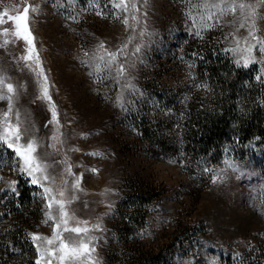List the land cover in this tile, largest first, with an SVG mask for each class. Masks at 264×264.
Segmentation results:
<instances>
[{"label":"rangeland","instance_id":"374dc122","mask_svg":"<svg viewBox=\"0 0 264 264\" xmlns=\"http://www.w3.org/2000/svg\"><path fill=\"white\" fill-rule=\"evenodd\" d=\"M28 2L40 9L31 26L59 127L52 122L49 101L40 98V78L20 59L26 55L22 41L0 48V76L17 89L14 112L19 110L22 131L28 130L25 140L34 138L39 145L38 154L55 177L53 189L74 194L77 198L70 211L90 227L100 225V231L90 233L96 238L99 264H111L113 250L121 248L117 216L129 181L159 186L163 191L145 227L138 230L136 242L148 248L169 247L170 264H264V175L258 164L241 161L230 150L214 163L189 156L182 148L161 149L144 133L148 121L158 118L156 130L178 138L177 122L165 119L170 113L159 101L162 91L171 90L185 102L200 89L194 73L199 47L205 49L214 40L235 64L232 52L227 51L235 47L233 33L243 38L248 31H237L231 14L220 17L218 23L207 22L215 25L211 28L194 25L186 15L191 8L187 0H140V23L135 30L123 25L124 14L107 0ZM97 2L105 18L96 15L98 9L93 5ZM251 2L257 5V34L264 39V3ZM23 3L0 0V11ZM192 15L201 13L193 9ZM77 41L88 49L85 58L79 54ZM101 43L109 51L127 45L119 58L125 74L118 81L115 69L111 73L103 70L95 58ZM254 55L259 63L245 69L258 76L264 68V54L257 51ZM181 82L185 87L179 93ZM7 107L8 102L0 100V113ZM69 165L75 175L66 173ZM0 168L2 187L9 193L17 195L19 175L37 190L43 210L41 220L29 232L30 239L32 234L51 237L52 222L45 223L48 209L42 189L20 172L18 160L13 164L5 160ZM80 175L83 191L73 193L71 185ZM12 182L16 192L10 191Z\"/></svg>","mask_w":264,"mask_h":264},{"label":"trees","instance_id":"16d2710c","mask_svg":"<svg viewBox=\"0 0 264 264\" xmlns=\"http://www.w3.org/2000/svg\"><path fill=\"white\" fill-rule=\"evenodd\" d=\"M199 51L194 73L200 89L185 102L167 89L159 97L170 113L165 119L178 124V138L171 132L161 135L156 130L158 118L148 121L145 136L161 149L182 148L189 156L214 163L230 150L241 161L257 163L264 175V82L253 71L235 66L214 40ZM179 87L180 93L185 82ZM5 160L17 161L11 150L0 147V166ZM17 182L15 195L0 180V264H36L29 232L41 220L42 203L27 179L19 175ZM124 188L116 227L121 248L113 250L111 264H170L169 247L148 248L136 242L138 230L145 227L163 191L136 181L125 183Z\"/></svg>","mask_w":264,"mask_h":264},{"label":"snow or ice","instance_id":"6c2138e0","mask_svg":"<svg viewBox=\"0 0 264 264\" xmlns=\"http://www.w3.org/2000/svg\"><path fill=\"white\" fill-rule=\"evenodd\" d=\"M143 2L147 3V0H143ZM261 2L264 3V0ZM107 3L124 14L122 23L126 28L135 30V24L140 23L138 18L140 0H107ZM187 3L191 5V8L186 12V15L192 19L194 25H199L201 28H211L215 25L207 22L218 23L220 17L227 14L233 15L237 21L236 30L246 29L248 36L241 38L233 33L235 47L227 51L232 52L237 67L247 68L251 64L259 63L254 53L258 51L264 54V39H261L257 34L259 31L256 27L258 14L255 3L251 0H187ZM93 6L98 9L96 15L105 18L99 3L97 2ZM193 9L200 12L201 15L193 16ZM39 11V6L29 3L28 0H24L21 7L12 6L0 11V48H7L10 44H17L20 41L26 45V55L21 56L20 59L40 78L38 81L41 91L40 98L49 101L52 122L59 127L58 113L55 104L51 101L48 77L36 49L35 36L31 26L33 17L39 14ZM130 20L134 23L130 24ZM4 25H10V27H3ZM126 47L127 45L117 51H109L105 44L101 43L95 54V58L103 65V70L111 73L113 68L115 69L117 81L125 74V68L119 63V58L125 54ZM139 50V47L135 49L136 52ZM260 73L261 75L256 76L257 80L264 76V68L260 69ZM126 86L130 87V85ZM16 96V87L6 77L0 76V100L8 102L7 110L0 113V147L11 150L20 163V172L30 177L33 185L42 189L41 195L45 199L48 209L45 213V223L52 222L53 234L51 237L39 234L31 235L33 246L39 256L36 264H99L93 243L96 238L90 233L100 231V225L90 227L88 221L78 219L70 211V205L77 197L74 194H68L67 189L55 191L51 186L52 183H55V177L49 174L48 163L38 154L39 145L36 140L34 138L25 140L28 130L22 131L23 122L19 110L14 112L13 101ZM52 139L61 142L59 136H53ZM74 150L78 151V149ZM91 155H99V153ZM65 171L70 176L75 175L72 173L70 165ZM91 171L95 173L97 170L92 169ZM82 179L83 176L80 175L73 181L71 185L73 193L83 191L81 188ZM64 183L67 184V181ZM10 191L16 192L15 182L10 185ZM65 233L69 235L65 236Z\"/></svg>","mask_w":264,"mask_h":264},{"label":"built area","instance_id":"2783aa9c","mask_svg":"<svg viewBox=\"0 0 264 264\" xmlns=\"http://www.w3.org/2000/svg\"><path fill=\"white\" fill-rule=\"evenodd\" d=\"M73 37H77L76 33H72ZM77 45H78V49H79V54L82 58H85L86 56H88V49L86 47V45L82 42L77 41ZM85 53H87V55H85Z\"/></svg>","mask_w":264,"mask_h":264}]
</instances>
